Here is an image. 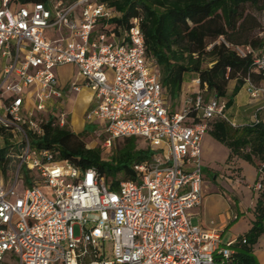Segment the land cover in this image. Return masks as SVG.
Instances as JSON below:
<instances>
[{
	"label": "built area",
	"instance_id": "obj_1",
	"mask_svg": "<svg viewBox=\"0 0 264 264\" xmlns=\"http://www.w3.org/2000/svg\"><path fill=\"white\" fill-rule=\"evenodd\" d=\"M112 16L93 0L21 7L0 0V126L19 136L16 153L6 155L18 165L5 188L0 172V262L8 254L16 264H235L233 245L243 237L222 243L221 230L193 225L185 211L202 199L200 140L209 121L236 129L256 125V113L237 125L225 115V100L204 99L198 89L181 112L169 111L137 20L118 36L100 32ZM234 51L243 57L251 49ZM251 63L264 79V41ZM64 65L79 83L59 84L53 69ZM245 83L250 98L264 94ZM81 87L92 96L84 124L95 128L104 152L119 138L147 143L150 156L132 166V179L113 186L94 168L56 162L30 146L28 134L39 136L49 116L67 125L60 101ZM18 180L26 187L16 196ZM260 188L258 180L253 190ZM104 241L111 257L98 259Z\"/></svg>",
	"mask_w": 264,
	"mask_h": 264
},
{
	"label": "trees",
	"instance_id": "obj_2",
	"mask_svg": "<svg viewBox=\"0 0 264 264\" xmlns=\"http://www.w3.org/2000/svg\"><path fill=\"white\" fill-rule=\"evenodd\" d=\"M50 0H9L10 6L21 7L34 3L48 5ZM70 4L76 0H56ZM104 4L113 16L101 21L99 31L114 36L120 35L131 26L133 19L142 35L145 56L158 73V80L167 97L177 98L186 75H194L198 84L196 90L210 93L208 97L224 98L226 86L233 81L227 108L245 80L257 83L261 75L253 71V52L264 41V29L257 34L256 19L246 13L244 4L264 11V0H93ZM220 39V41H217ZM227 46H226V45ZM249 47L250 53L243 57L236 54L235 47ZM193 94L191 95V97ZM208 97L203 95L204 99ZM39 136L30 135L29 143L35 150H47L53 160H67L80 169L94 168L105 180L116 173L122 180L132 179V166L148 158V149H137L134 141L123 139V144L107 160L100 157L96 148H86L78 135L90 132L86 127L74 134L66 127H59L49 116L41 125ZM211 138L225 146L227 161L241 159L253 166L257 173L255 180L261 188L253 206L250 227L233 245L235 264H258L252 254V246L264 233V124L243 126L233 129L223 121L211 120L207 131ZM12 134L9 128L0 126V172L4 173L9 162L6 155L11 151L7 138ZM26 175V171H23ZM114 186L119 180L111 179ZM240 239V237H237ZM92 257L85 256L83 262Z\"/></svg>",
	"mask_w": 264,
	"mask_h": 264
},
{
	"label": "rangeland",
	"instance_id": "obj_3",
	"mask_svg": "<svg viewBox=\"0 0 264 264\" xmlns=\"http://www.w3.org/2000/svg\"><path fill=\"white\" fill-rule=\"evenodd\" d=\"M243 9L246 13L252 15L259 25L258 28L252 32V35L257 34L259 31L264 29V11L256 10L249 4H244ZM72 10L78 14L81 10V7L77 5L73 7ZM217 41H220V39H217ZM5 63V59L0 57V72L2 66L5 65ZM53 73L59 82L75 78V69L69 65L56 67L53 69ZM191 77L194 78V75H191ZM232 88L233 81L232 83H228L226 86L225 99L230 97ZM192 89H195L196 91V86L185 81L181 90L182 92L177 98L171 99L170 97H165V107L171 112H181L184 107V100L190 98L193 93ZM202 95L208 97L210 93L204 92ZM84 107L82 92L71 95L70 101L64 105L65 111H70V122L65 126L68 130L75 131L73 121L76 118H80ZM225 115L231 120V116L227 114V108H225ZM67 119L68 117H66V120ZM78 137L86 148H97L100 151V157L103 160L109 159L110 155L122 146L124 139L119 138L112 141L109 151L104 152L103 148L101 147V138L96 137L95 133L91 134L89 132L81 136L78 135ZM131 139L134 141L135 147L137 149H147V143L142 138L131 137ZM4 140L5 139L0 137V147L3 145ZM18 142L19 136L17 134H12L7 138V143L11 145L12 148L10 151L11 154H15L16 150L19 148ZM228 154L229 151L225 146L211 138L207 132L204 134L203 148L200 150V165L201 177L207 184L206 187L217 190L218 193H222L232 202L239 201L244 211L243 214L234 211V214L237 215V219L231 221L228 227L221 233L222 243H225L232 234L240 233L250 225V215H253V206L258 195V191L253 190V185L257 177L255 168L249 163L235 157L230 161H227ZM8 159L9 162L6 166L5 172L1 173V184L3 188L9 186L11 181H13V175L18 165V161L15 158ZM111 179H117L121 181L123 179L122 174L116 173L113 177H108L106 181L108 182ZM24 187L26 186L23 184V182L18 180L17 184L13 188L16 196H19L22 193V189ZM192 222L194 223V220H192ZM73 235L77 236L76 226L73 227ZM259 241L261 243L264 242V233L260 236ZM101 246L103 249L98 250V259H109L111 257L109 243L104 241ZM261 250L263 251L264 249ZM260 258H262V256H259V259ZM0 264L16 263L15 260L10 259L7 254L5 259L0 262Z\"/></svg>",
	"mask_w": 264,
	"mask_h": 264
},
{
	"label": "crops",
	"instance_id": "obj_4",
	"mask_svg": "<svg viewBox=\"0 0 264 264\" xmlns=\"http://www.w3.org/2000/svg\"><path fill=\"white\" fill-rule=\"evenodd\" d=\"M194 79L195 77L192 78L190 74L186 75L185 77V81H187L189 84L192 85L194 84L191 81ZM70 81H76L77 83L80 82L79 79L77 78H72L71 80L67 79L62 82H59L58 80L61 86H64L67 82ZM230 82L232 83V81H229L228 83ZM183 84L184 83H182L181 85V90ZM253 84L264 89V79ZM194 91L195 89H192V92ZM78 92H82V97L84 99L85 107L81 112L80 118L74 119L73 124L75 127V131L72 132L74 134H78L82 132L84 129H86V127H88L90 129V133L94 134L95 128L86 126L84 124V115L92 106V99H91L92 96H91V92L88 89L81 87L77 92L66 93L62 98V100L60 101V109L64 113H66L68 117L66 122L69 124L70 111L69 112L65 111L64 105L70 101L71 95H74ZM181 92L182 91H180V93ZM223 99L225 101L227 100L225 98ZM254 113H256L257 119L260 120L262 124H264V94L258 96L257 98H250L247 90V85L246 83H244L242 87L239 89V91L233 97H231V102L227 107V114L231 116V120L235 122L237 125H243L245 123H248L252 119ZM203 139H204V135L200 140V150L203 148ZM206 186L207 184L203 181V185L201 187L202 199L200 201V204L187 209L185 213L189 216L190 222L193 225L218 229L221 230L222 233L223 230H225L228 227L231 221L237 219V215L234 214V211H237L240 214H243L244 211L239 201L232 202L222 193H218L217 190H214ZM233 216L235 217V219L231 218ZM192 220H194V223L192 222ZM251 220H252V215H250V221ZM249 227L250 225L240 233L232 234L229 237V239L240 237L243 233H245L248 230ZM261 249H264V242L261 243L258 239L257 242L252 246V254L254 255L258 264H264V250L262 251ZM259 256H262V258H260L261 261L259 259Z\"/></svg>",
	"mask_w": 264,
	"mask_h": 264
}]
</instances>
